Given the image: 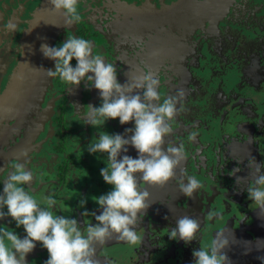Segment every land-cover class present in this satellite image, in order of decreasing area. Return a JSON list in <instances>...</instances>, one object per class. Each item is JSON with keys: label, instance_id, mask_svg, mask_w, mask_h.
Wrapping results in <instances>:
<instances>
[{"label": "flooded vegetation", "instance_id": "af4514ba", "mask_svg": "<svg viewBox=\"0 0 264 264\" xmlns=\"http://www.w3.org/2000/svg\"><path fill=\"white\" fill-rule=\"evenodd\" d=\"M45 2L0 0V82L2 76L6 79L14 69L15 73L22 69L30 49L26 32L37 12L43 21L50 23V17L54 21L52 13L57 11ZM78 10L80 19L71 26L61 17L59 24L54 21L52 45L67 36L89 39L95 49L103 42L107 51L101 54L107 61H116L121 84L142 76L145 62L160 81L161 99L183 90L182 107L178 105L180 110L170 122L172 132L165 137L164 147L182 148L185 158L177 175L184 169L186 177H195L202 185L188 198L180 193L174 178L163 186L141 181V187L150 193L151 206L137 226L140 243L129 245L114 234L103 244H93L94 259L98 264H191L192 250L207 247L221 233L230 242L224 251L233 264H260L256 257L264 255V211L248 208L253 203L245 189L251 178H244L248 172L243 162H223L220 138L226 137V150L231 154L232 148L239 152L264 149V123L257 118L250 125L248 114V107L255 104L264 110V0H79ZM61 12L59 16L65 17ZM9 22L16 25L14 31L5 29ZM138 41L142 47L137 46ZM41 70L29 63L26 67L32 91L45 83ZM234 75L233 94L222 95L226 91L222 85L230 83ZM250 80H257L261 89L248 93ZM19 81L26 84L22 78ZM98 92L89 90L87 82L68 86L53 78L46 84L39 113L28 109L23 122H17L16 111L0 130V186L15 163H24L33 173L27 188L30 194L38 201L54 194L57 205L53 214L75 216L82 229L96 223L92 215V211L99 213L95 197L111 189L99 174L106 154L90 155L87 144L95 142L99 132L123 133L134 126L133 122L121 125L118 118L100 129L84 125V107L99 105ZM28 122L35 123L32 129L25 126ZM50 141L53 152L48 155ZM244 141L251 146L237 148ZM127 154L137 155L131 147ZM238 164L241 171L230 176L228 172ZM83 198L88 199L90 210L86 215L77 207ZM185 215L200 221L196 239L189 244L169 240L167 231ZM0 226L23 234L7 221ZM41 249L39 245L28 254V264H43L48 253Z\"/></svg>", "mask_w": 264, "mask_h": 264}, {"label": "clouds", "instance_id": "9594fccd", "mask_svg": "<svg viewBox=\"0 0 264 264\" xmlns=\"http://www.w3.org/2000/svg\"><path fill=\"white\" fill-rule=\"evenodd\" d=\"M48 2L53 10L63 11L67 25L79 21V0ZM15 28L12 22L5 25L9 31ZM137 46L142 47V41H138ZM40 51L44 58L54 62V69H47L50 78L58 77L68 86L87 82L89 90H99V105L84 107L81 117L84 125L100 129L108 120L118 118L121 125L133 122L134 126L125 128L123 133L99 132L96 141L87 144L86 151L90 155L106 154V159H101L104 166L99 174L111 189L95 197L99 213L92 211V215L96 223L84 229L75 216L53 214L57 205L54 194H46L42 201L34 198L27 190L33 173L24 163L14 164L0 186V224L5 221L14 224L23 234L0 226V264H28L27 256L37 247V242L48 253L43 264H98L94 259V243L103 244L114 234L129 245L140 243L142 237L137 226L151 206L150 193L141 187V181L163 186L174 178L180 193L188 198L202 186L195 177H186L184 169L177 175L176 169L185 158L183 149L164 147L165 137L172 132L170 122L180 110L178 105L182 107L184 92L178 89L175 95L161 99L160 81L147 69L131 83L121 84L116 64L107 61L95 50L94 42L83 37L67 36L56 46L42 43ZM130 147L136 151L135 157L127 154ZM248 168L251 179L245 189L247 198L255 209L264 211V161L257 162L255 157H250ZM239 171L238 164L228 174L235 175ZM241 179L243 177H237V182ZM87 203V198L77 202V207L83 209L81 215L90 211ZM200 227L197 217L185 215L177 218L175 227L166 234L169 240L189 244L196 239ZM229 243L217 233L207 247L192 250L191 264H233L224 251ZM248 251L250 249L244 254ZM256 259L264 264V255Z\"/></svg>", "mask_w": 264, "mask_h": 264}, {"label": "rangeland", "instance_id": "374dc122", "mask_svg": "<svg viewBox=\"0 0 264 264\" xmlns=\"http://www.w3.org/2000/svg\"><path fill=\"white\" fill-rule=\"evenodd\" d=\"M61 13H63V12H61ZM59 17H62V16H59V14H58V18ZM58 18L54 19L56 25H57V19ZM50 19H51L50 23L52 25L54 22H53L52 17H50ZM63 25H64V23L61 24V26H63ZM120 41H125V40L122 39ZM29 43L33 44L32 48H31V50L33 52H32V55H31L30 54L31 50H29L28 54L25 55L24 63H22V66H21L22 69L16 71V73H15V69H14L13 71L10 72L9 76L6 79H5V76H2L3 79L0 82V130H1V127L4 125L3 123L6 120L10 121L11 119H13V115L16 113V111L19 112V114H17L14 117L16 119L15 121H17V122H23V119L26 118L27 115L29 114L28 113V109L38 112L39 109L42 108V106H43L44 97L46 95V84H48V83L51 84L52 83L53 78H50L49 76H47L42 71L41 81L42 80H46L45 83L42 82V83H40V85L36 86L35 91H31V90L27 89V88H30L28 86L27 74L25 73L26 67L28 66V63H29V62H27V60L29 58H31L32 68H34V59H36L35 57H36V55H38V53H41L40 46H39V39L38 38H33V40L31 42H29ZM101 43L102 44H100V46L97 49H95V50L97 52H99V53H102L103 51L106 52L107 51V47L105 45H103L104 44L103 42H101ZM124 51H125V46L122 48V51H121L122 54H123V59H124ZM109 62H113V60H109ZM115 62L116 61H114L113 63H115ZM143 64L146 66L147 70H150L149 66L145 62H143ZM50 69H54V62L53 61L51 63ZM152 72L153 71H151V73ZM231 77H232L231 78L232 80L230 81V83L227 82V83H225V85H222V88L226 89V91H224L225 93H222V90H221L222 95H224L226 93L228 95L229 94H233V92H234L233 91V86L235 85L234 82H235L236 76L234 75V76H231ZM21 78L26 81V88L23 91L16 90L18 92L17 93L18 97L15 100L17 102H19L22 106H27V107H24V108H18L14 104L12 105V100H13L12 91L16 88L17 82ZM22 83H24V82H22ZM254 89L260 90L261 88L259 87V84H258L257 80H250V82L246 86V91L248 93H250ZM229 90H231V91H229ZM248 111H249L248 114H250L249 115V117H250L249 118L250 119L249 120L250 125L254 126V122L256 121L257 118H260L261 119L260 122L264 123V113H263L264 110H260L259 108L256 107V104H255L254 106L248 107ZM9 117H11V118H9ZM31 122H28L25 125L29 129H32L34 127V124H35L34 123L35 121L32 124H31ZM15 128L17 130H20V126L15 125ZM218 136L219 135H217V137ZM220 140H223V142L221 143V146H223V150L221 151V154L224 153L226 155V159L228 158L227 162H231V161H233V159L234 160L236 159V160H238L240 162H243V166L242 167L245 168L246 172H248L247 175H244V178L246 179V181H248L251 178L250 177L249 168H248V165H247L248 164V160H249L250 157H255L257 162L264 161V149L263 150L255 149V150H251L250 152H247L246 150H244V152L243 151L239 152L236 149L232 148V156H230L228 151L226 150L227 149V139H226V137L223 136L222 139L220 138ZM249 143H250V141H246V142L244 141L241 145L237 144L238 145L237 148L245 149L248 146H251V144H249ZM244 144H245V148H244ZM50 145H52V141L49 142V148L47 149L48 155L52 154V152H53ZM53 146H54V143H53ZM248 208H250L252 210H255V205L254 204H250L248 206ZM84 221L88 222V219H84ZM261 235L263 236V233H261ZM39 245H40L39 242H37V246L38 247H39ZM41 250H42V253H44V250L47 251L46 249H41Z\"/></svg>", "mask_w": 264, "mask_h": 264}, {"label": "water", "instance_id": "95a60500", "mask_svg": "<svg viewBox=\"0 0 264 264\" xmlns=\"http://www.w3.org/2000/svg\"><path fill=\"white\" fill-rule=\"evenodd\" d=\"M45 4L50 5L48 0H46ZM50 8H52L51 5H50ZM38 14L39 13L37 12L36 17H35L34 21L32 22V24H31V26L29 28V30H31V31H27L26 32V38H27V40L29 42H31L33 40V38H38L39 39V46H41L42 43H47L50 46H53L52 42H51V39H52V34H54V31H55L54 30V23L51 25V23H47V22L43 21V18H41ZM58 14H59L58 12L57 13H52L53 18L54 19L58 18ZM62 15H63V13H62ZM45 19L48 21L47 18H45ZM61 20L63 22L66 21L64 15L61 17ZM57 23L59 24V18L57 19ZM32 45L33 44L30 43V49L29 50H31ZM32 52L33 51L31 50V52H30L31 55H32ZM35 58L36 59H34V66L35 67L40 66V68H42L41 72L43 71L47 75V69H50L52 60L44 58L42 52L38 53V55H36ZM27 61L29 62V65L32 67L31 58H29ZM25 88H26V84L22 83L21 81H18L16 88L12 91V97H13L12 104L16 105V107H18V108L27 107V106H21L20 104H17L16 100H15V99H17V97L15 96V94L17 92L16 90L23 91V90H25ZM27 89L32 91V89H30V88H27ZM228 153H229V151H228ZM229 155L231 156L230 153H229ZM225 156L226 155L224 153H222V159H223L224 163L228 159V158L225 159Z\"/></svg>", "mask_w": 264, "mask_h": 264}, {"label": "crops", "instance_id": "0c3cea01", "mask_svg": "<svg viewBox=\"0 0 264 264\" xmlns=\"http://www.w3.org/2000/svg\"><path fill=\"white\" fill-rule=\"evenodd\" d=\"M231 154V153H230ZM231 156H232V154H231Z\"/></svg>", "mask_w": 264, "mask_h": 264}]
</instances>
